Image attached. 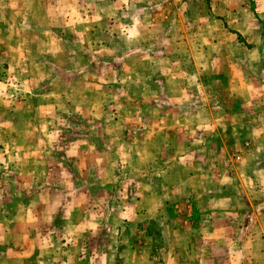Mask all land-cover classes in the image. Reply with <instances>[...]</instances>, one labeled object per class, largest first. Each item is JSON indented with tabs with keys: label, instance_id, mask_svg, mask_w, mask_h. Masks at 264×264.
Returning a JSON list of instances; mask_svg holds the SVG:
<instances>
[{
	"label": "rangeland",
	"instance_id": "rangeland-1",
	"mask_svg": "<svg viewBox=\"0 0 264 264\" xmlns=\"http://www.w3.org/2000/svg\"><path fill=\"white\" fill-rule=\"evenodd\" d=\"M0 0V264H264V0Z\"/></svg>",
	"mask_w": 264,
	"mask_h": 264
},
{
	"label": "crops",
	"instance_id": "crops-1",
	"mask_svg": "<svg viewBox=\"0 0 264 264\" xmlns=\"http://www.w3.org/2000/svg\"><path fill=\"white\" fill-rule=\"evenodd\" d=\"M241 4L240 6L244 5V0H240Z\"/></svg>",
	"mask_w": 264,
	"mask_h": 264
}]
</instances>
